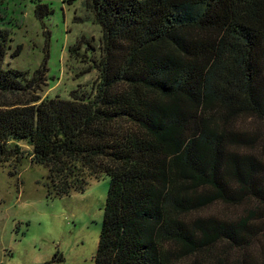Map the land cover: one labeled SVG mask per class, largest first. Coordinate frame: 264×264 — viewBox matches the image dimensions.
<instances>
[{
	"label": "trees",
	"instance_id": "obj_1",
	"mask_svg": "<svg viewBox=\"0 0 264 264\" xmlns=\"http://www.w3.org/2000/svg\"><path fill=\"white\" fill-rule=\"evenodd\" d=\"M85 8L101 29L98 80L68 99L37 94L44 66L4 67L11 33L0 28V167L45 168L50 199L109 178L94 264H264V0ZM218 204L246 210L201 214Z\"/></svg>",
	"mask_w": 264,
	"mask_h": 264
},
{
	"label": "rangeland",
	"instance_id": "obj_2",
	"mask_svg": "<svg viewBox=\"0 0 264 264\" xmlns=\"http://www.w3.org/2000/svg\"><path fill=\"white\" fill-rule=\"evenodd\" d=\"M41 3L52 12L39 18L36 8ZM6 10L0 28L10 31L11 49L4 67L31 76L44 66L45 81L37 93L41 98L68 99L71 91L95 86L98 72L92 66L101 56V29L85 8V0H7ZM83 42L91 46L88 52ZM77 45L80 55H71L69 48ZM17 49L19 55L12 58ZM46 176L47 170L29 158L0 167V264H94L109 178L90 180L83 193L50 199L44 187ZM245 210L246 206L218 204L201 214L236 218ZM260 241L256 244L264 248V232Z\"/></svg>",
	"mask_w": 264,
	"mask_h": 264
}]
</instances>
